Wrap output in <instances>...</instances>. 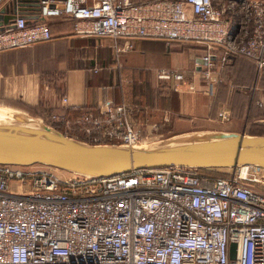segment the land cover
<instances>
[{"label": "built area", "instance_id": "1", "mask_svg": "<svg viewBox=\"0 0 264 264\" xmlns=\"http://www.w3.org/2000/svg\"><path fill=\"white\" fill-rule=\"evenodd\" d=\"M238 1L248 29L229 25L213 0H37L42 17L74 20L75 35L111 40L116 60L136 39L219 46L220 65L212 53L194 62L208 94L229 55L264 67V0ZM50 39L47 23L16 16L0 31V51ZM156 77L172 80L175 91L185 82L180 71L160 69ZM229 116L227 106L217 114ZM52 119L94 142H144L128 106L111 99L71 121ZM261 179L264 169L255 166L210 177L176 165L90 176L0 164V264H264V193L249 183Z\"/></svg>", "mask_w": 264, "mask_h": 264}, {"label": "crops", "instance_id": "2", "mask_svg": "<svg viewBox=\"0 0 264 264\" xmlns=\"http://www.w3.org/2000/svg\"><path fill=\"white\" fill-rule=\"evenodd\" d=\"M8 2L9 0H5L3 4ZM213 3L224 8L223 19L227 20L229 25L249 28L245 11L238 0H213ZM24 17L28 23L45 22L51 25L52 40L46 46L37 44L27 49H31L33 53H40L43 49L49 50V55L41 56L55 61V64L47 65V61L40 56L41 62L33 68L28 60L16 63L11 61L5 65L3 71H0V106L3 108L40 111L43 116H49L55 122L52 116L60 115L66 118L69 107L97 106L107 99L122 104L140 100L141 96L133 94L129 84L152 83L155 70L167 69L171 72H183L185 82L180 85V90L175 91L172 80L167 81L171 82V90L175 92L168 97L170 104L166 110L162 112L153 107L150 108L151 113H148V116L141 115V119H137L143 140L150 141L161 136L168 138L192 131L236 132L245 135L260 133L253 128L261 127L264 117H253L254 110L251 111L250 102H242L243 108L231 109L230 90L224 95L227 101L219 103H213L211 97L215 87L211 94L206 92L202 73L194 66V62L206 53H212L215 55L214 62L220 65L222 52L219 46L208 50L203 45L192 42L167 44L159 39H136L133 48L121 53L116 60L111 40L108 38L73 35L67 25L56 23L50 17H42L30 2H27ZM59 46L62 47V52L55 50ZM6 57L2 56L0 59ZM31 57L35 60V55ZM252 65L251 60L235 58L229 66L233 80L247 81V67L254 70ZM95 67L101 71L92 73L91 68ZM221 68L219 66L215 70L219 77ZM258 73L256 71L249 92L250 97L258 96L257 99L263 102L264 70L261 80L263 88L256 87ZM52 74L59 77L56 83L47 79ZM190 86L192 88H189ZM63 96L66 97L65 103L61 99ZM216 97L224 98L221 91H218ZM225 106L230 116L227 120H220L217 114ZM158 111L162 114L160 117ZM159 120L160 124H157Z\"/></svg>", "mask_w": 264, "mask_h": 264}, {"label": "water", "instance_id": "3", "mask_svg": "<svg viewBox=\"0 0 264 264\" xmlns=\"http://www.w3.org/2000/svg\"><path fill=\"white\" fill-rule=\"evenodd\" d=\"M4 1L0 0V31L11 25L16 16L24 17L27 2L31 3V0H9L3 4ZM12 114V118L0 119V164H40L90 176L170 165L198 169L240 166L264 169V135L192 131L154 145L89 144L67 136L39 118L16 111ZM234 256L235 244L232 243L229 257Z\"/></svg>", "mask_w": 264, "mask_h": 264}, {"label": "trees", "instance_id": "4", "mask_svg": "<svg viewBox=\"0 0 264 264\" xmlns=\"http://www.w3.org/2000/svg\"><path fill=\"white\" fill-rule=\"evenodd\" d=\"M133 1L136 3H145V2H150L153 0H133ZM50 18L52 20H54V22H56V23H59V24L63 23L65 25H67L71 29L72 34L75 35L73 33L74 20H72L70 18L62 17L60 15L59 16H52ZM47 25H48L50 33H52L51 25L49 23ZM79 37H81V36H79ZM97 39H98V37H97ZM50 40H52V39H50ZM50 40L44 41V42H38L36 44H31V45H28L25 47H19V48H13V49L0 51V58L2 56H7L5 59H0V71H3V68L5 67V65H7L11 61L13 63H16L18 61L28 60L31 68L38 65L41 62V58H42L41 55H43V54L49 55L50 51L47 49H43L40 53H38V52L33 53L30 51L31 49H27V48L35 46L37 44L46 46ZM55 50L62 52V47L59 46ZM17 52H20V53H17ZM34 55H35V58H34L35 60H33V58L31 57ZM40 56H41V58H40ZM235 58H245V59L250 60L249 58L242 56V55H239V54H232V55L227 56V59L223 63V66L221 68L222 73L219 77L220 80L215 84V86H214L215 88H214L213 94L211 96V97H213V103H214V101L216 103H219L221 101L226 102L227 99H225L224 95L227 91L230 90V92L232 93V98L229 100V105H230L231 109L243 108L242 102H245V104L250 102L251 111L254 110L253 117H262V116L264 117V101L262 102V101H260V99H257L258 96L250 97V92H249L250 89H252L251 85L253 82V77L255 79L256 71L259 72L257 82H256V87L257 88L258 87L263 88L261 85V80H262V75H263L262 72L264 70V67L258 71L254 61L251 60V62L253 64L252 66L254 67L255 71L253 69L251 70V68L248 66L247 67V70H248L247 81L236 82L235 80H233V78L229 72V66ZM42 59L43 60L45 59L47 61V63H48L47 65L52 66L55 64V61L52 62L51 60H48V58H42ZM158 70H155V72H154V76H153L154 80L152 83L141 82V83L129 84V87L131 88V92L133 94L141 96L140 100L132 101L129 104L125 103L128 106V110H129V113H130V116L132 119H141V115H143V116L147 115L148 116V113H151L150 108L153 109V107H156L157 109H159L163 112L166 110V107L169 106L170 102H168V97H169V89L171 88V82H166V81L158 79L156 77V73ZM99 71H101V70H99ZM99 71H97V72H99ZM91 72L97 73V72L93 71V68H91ZM249 72H250V74H249ZM58 78L59 77L55 74H52L51 76L47 77L48 81H50L51 83H53V82L56 83ZM150 84H151V86H150ZM216 90H217V92H215ZM218 91L222 92V95L224 98L216 97V94L218 95ZM95 107L96 106H88V105L80 106L78 108L77 107L76 108H70L69 107L68 110L66 111V116H67L66 119L71 121L75 117L82 114L83 112L90 111V110L94 109ZM24 109H26V108H24ZM19 110H21V111H23L29 115L35 116V117L36 116H40L42 118L44 117L43 118L45 120L44 122L48 126H51L55 129L61 131L60 127L63 126L62 123L53 122L49 116H46V115L43 116L42 112H40V111H35V112L29 111L28 109H26V110L19 109ZM158 112H159V117H160V115H162V114L160 111H158ZM157 124H160V120L158 121ZM71 127H72V129H71L72 132L68 135L69 137L77 136L78 140L89 143V144H114V143L94 142L90 137H88L85 134H83L82 132H80L79 128L76 125H71ZM253 130L260 132L259 135H264V124L261 127H257L255 129L253 128ZM198 170H199V172L214 171V172H217L219 174H222V176H226L230 172V168H223V169H218V168L217 169H207V168L204 169V168H202V169H198ZM220 170H224V171L221 172ZM218 171H220V172H218Z\"/></svg>", "mask_w": 264, "mask_h": 264}, {"label": "rangeland", "instance_id": "5", "mask_svg": "<svg viewBox=\"0 0 264 264\" xmlns=\"http://www.w3.org/2000/svg\"><path fill=\"white\" fill-rule=\"evenodd\" d=\"M4 1V0H3ZM22 6H24L25 4L21 3ZM31 5H33L37 10H39V6H38V3L37 1L35 0H31ZM25 10V9H24ZM193 43V42H192ZM151 86V84H150ZM181 89V87H179V90ZM175 91L171 90V88L169 89V96H172V94H174ZM0 108H3L2 106H0ZM3 109H7L9 110L10 112H20V113H24L26 114L25 112L21 111V110H15V109H10L8 107L6 108H3ZM26 115H29V114H26ZM29 116H32V115H29ZM32 117H35V116H32ZM35 118H39L40 120H42L43 122L45 121L42 117H39V116H36ZM45 123V122H44ZM63 126L60 127L62 133H65L67 136L72 132L71 129V125H67L65 127L64 123L62 124ZM59 131V130H58ZM60 131V132H61ZM72 138H75L77 139V136H71ZM163 139H165L163 136L161 137H155L153 139H151L150 141L148 139H144V142H142L143 145H154V144H157V143H160L161 141H163ZM78 140V139H77ZM141 144V145H142ZM221 172L224 171V170H220ZM218 171V172H220ZM202 174H205L207 176H210V177H220L222 176V174H219L217 172H214V171H202L201 172ZM228 176V174L226 175ZM257 191H260L262 193H264V179H261V180H257V181H253V182H249Z\"/></svg>", "mask_w": 264, "mask_h": 264}, {"label": "bare ground", "instance_id": "6", "mask_svg": "<svg viewBox=\"0 0 264 264\" xmlns=\"http://www.w3.org/2000/svg\"><path fill=\"white\" fill-rule=\"evenodd\" d=\"M12 116H13L12 112H10L7 109L0 108V119H8V118H12Z\"/></svg>", "mask_w": 264, "mask_h": 264}]
</instances>
